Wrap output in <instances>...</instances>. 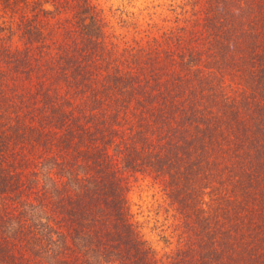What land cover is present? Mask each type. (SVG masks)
I'll list each match as a JSON object with an SVG mask.
<instances>
[{
    "label": "trees",
    "instance_id": "1",
    "mask_svg": "<svg viewBox=\"0 0 264 264\" xmlns=\"http://www.w3.org/2000/svg\"><path fill=\"white\" fill-rule=\"evenodd\" d=\"M0 4L23 40L0 44V264H264V0H204L188 41L163 32L120 57L88 0ZM68 10L61 33L44 22ZM125 170L182 219L163 258L129 219Z\"/></svg>",
    "mask_w": 264,
    "mask_h": 264
},
{
    "label": "rangeland",
    "instance_id": "2",
    "mask_svg": "<svg viewBox=\"0 0 264 264\" xmlns=\"http://www.w3.org/2000/svg\"><path fill=\"white\" fill-rule=\"evenodd\" d=\"M88 3L102 22L104 44L116 49L119 57L121 50L125 47L148 48L152 45L151 38L159 37L163 32L178 31L188 41L191 30L195 28L199 32L204 6V0H88ZM44 7L48 9L50 5L45 4ZM57 17L60 23L56 24ZM49 18L50 16L44 18V22H53V25L60 29L59 33L62 32L63 26L69 28L71 25L69 10L61 11L56 18ZM17 20V15H12L0 4V44H10L12 47L23 46V40L17 32L14 31L11 37L9 36L8 28L10 26V29L14 30ZM58 35V33H50L57 42L60 41ZM191 42L196 43L194 40ZM41 78L43 77L37 75L30 80H23L22 83L26 90H33L34 83ZM70 98L72 101L76 100L73 104L77 102L75 97ZM120 176L125 187L129 219L156 257L163 258L182 247L188 235L182 219L162 190L161 183L147 174L128 170L120 173ZM23 196L26 200H32V204L37 203L34 200V192H29L28 195L23 194ZM33 206L37 208L36 205ZM27 217L31 218L29 214ZM46 217L50 218L49 221L54 224L55 233L58 231L60 234L61 232L67 234L69 221L66 215L60 214L52 207L46 209ZM83 248L80 246L79 250ZM30 252L31 249L26 247V258L30 257L31 263H37V256H33Z\"/></svg>",
    "mask_w": 264,
    "mask_h": 264
}]
</instances>
